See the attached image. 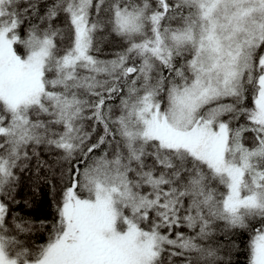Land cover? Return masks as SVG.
<instances>
[{"label": "snow or ice", "instance_id": "6c2138e0", "mask_svg": "<svg viewBox=\"0 0 264 264\" xmlns=\"http://www.w3.org/2000/svg\"><path fill=\"white\" fill-rule=\"evenodd\" d=\"M0 264H264V0H0Z\"/></svg>", "mask_w": 264, "mask_h": 264}]
</instances>
